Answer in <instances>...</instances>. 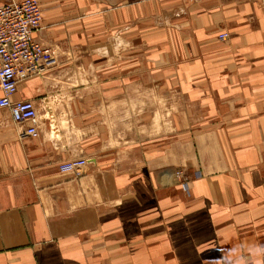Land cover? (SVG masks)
<instances>
[{
    "label": "crops",
    "instance_id": "0c3cea01",
    "mask_svg": "<svg viewBox=\"0 0 264 264\" xmlns=\"http://www.w3.org/2000/svg\"><path fill=\"white\" fill-rule=\"evenodd\" d=\"M115 1L38 0L52 58L13 95L37 136L0 109V264H264V0H163L154 93L175 128L122 143L153 88L89 45L135 21Z\"/></svg>",
    "mask_w": 264,
    "mask_h": 264
},
{
    "label": "rangeland",
    "instance_id": "374dc122",
    "mask_svg": "<svg viewBox=\"0 0 264 264\" xmlns=\"http://www.w3.org/2000/svg\"><path fill=\"white\" fill-rule=\"evenodd\" d=\"M116 1V4L120 5L121 19L127 16L122 9L129 3L135 6V21L129 24L121 23L113 38L110 34H104L103 38L93 40L89 45L118 50L114 57L119 59L121 65L127 64L128 58L130 62L135 60L137 82L145 78L146 81H151L153 88L150 98L143 94L140 96L138 92V102L125 113L126 118L120 120V143L129 138L137 140L152 137L160 133V129L163 130V137L169 136L175 128V118H172L175 105L167 103L165 97L163 103H160L154 93V89L159 93L160 88L155 86L161 76L163 79L164 74L160 72V66L163 67V0ZM163 94L165 96V93ZM140 97L144 98L145 102H140Z\"/></svg>",
    "mask_w": 264,
    "mask_h": 264
},
{
    "label": "built area",
    "instance_id": "2783aa9c",
    "mask_svg": "<svg viewBox=\"0 0 264 264\" xmlns=\"http://www.w3.org/2000/svg\"><path fill=\"white\" fill-rule=\"evenodd\" d=\"M38 0H11L0 5V109L8 110L12 121L20 127V136L38 135V112L32 100L13 99L18 78L38 73L50 61V49L37 40L34 32L41 27L42 12ZM221 33L220 38L227 37ZM86 158L66 161L61 171H78ZM176 176H182L177 170ZM183 188L187 180L183 177Z\"/></svg>",
    "mask_w": 264,
    "mask_h": 264
}]
</instances>
